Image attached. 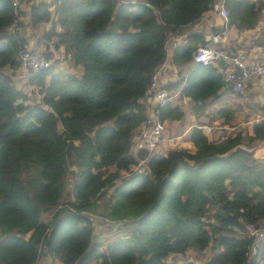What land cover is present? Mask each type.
<instances>
[{"label":"trees","instance_id":"obj_1","mask_svg":"<svg viewBox=\"0 0 264 264\" xmlns=\"http://www.w3.org/2000/svg\"><path fill=\"white\" fill-rule=\"evenodd\" d=\"M217 2L31 5V29L50 23L44 36L58 37L55 51L66 63L56 55L51 67L31 74L19 64L28 49L19 32L24 1L15 14L12 0H0V264H36L42 250L60 264H167L169 256L190 250H209L206 264L264 263V240L250 256L254 240L243 229L264 227V160L254 157L264 142V123L253 122L250 133L255 117L247 116L222 142L209 141L199 128L202 117L221 126L234 118L226 102V63L194 61L197 48L208 43L192 29ZM224 4L227 26L251 29L264 1ZM167 61L178 79L165 88L181 87L196 119L186 137L194 149L131 153L147 120L144 99L152 77ZM157 118L179 122L184 110L168 103L157 108ZM145 158L143 171L121 174ZM100 201L103 219L133 224L128 236L104 251L93 240L90 220Z\"/></svg>","mask_w":264,"mask_h":264},{"label":"built area","instance_id":"obj_2","mask_svg":"<svg viewBox=\"0 0 264 264\" xmlns=\"http://www.w3.org/2000/svg\"><path fill=\"white\" fill-rule=\"evenodd\" d=\"M22 0H12L14 12L17 14L18 7ZM225 0H219L217 3V11L220 18L225 24L228 23V12L224 4ZM20 21L16 19L14 25ZM48 27L50 23L47 24ZM41 28L40 37L45 35L46 30ZM9 31L14 32V28ZM58 43V37L52 36L42 37L40 45H36L24 51L20 58V68L30 71L31 74L39 73L53 65L55 52V45ZM203 52L209 53L206 60H201L199 57ZM194 61L202 65H209L215 61H222L226 63V69L223 74V81L231 88V93L234 95H243L246 87L253 84L256 80L264 79V59L247 60L241 53H228L222 49L210 47L207 44L199 46L194 54ZM182 97V88L179 87L173 91L158 87V73L152 77L150 89L148 90L144 102L149 105L151 114H148L147 120L143 126L138 130L137 134L132 139L131 153L145 152L147 155L157 154L161 146L165 144L175 145L182 137L167 138L165 134V123H162L157 118V108L164 107L168 103L175 102ZM259 121L264 123V115L260 117ZM202 134L212 142H222L226 140L230 133L235 129L233 125L213 126L203 125L199 127ZM160 155V154H158ZM148 158L139 160L136 164L131 165L127 172H122L124 176L143 171V168ZM125 173V174H124ZM244 231L254 240L251 247L250 256L257 254V249L262 240H264V227L255 228L252 225L244 224Z\"/></svg>","mask_w":264,"mask_h":264},{"label":"crops","instance_id":"obj_3","mask_svg":"<svg viewBox=\"0 0 264 264\" xmlns=\"http://www.w3.org/2000/svg\"><path fill=\"white\" fill-rule=\"evenodd\" d=\"M41 2H47V0H31L28 3H26L24 0V3L21 5L22 8L24 4H26V10L24 11L26 17L21 19L23 25L22 28L19 29V32L24 36L25 39L28 40V49L36 46L37 44L39 46L42 37H44V35L42 37H38L37 33H35L36 31H33L31 29L29 22V14H28V10L31 5H36ZM41 28H44V30H46L49 27L47 24H43L39 29ZM192 32L202 34L205 37V42L208 43L207 45L210 47L222 49L229 53H241L246 57L247 60L264 59V6L261 7L260 20L254 28L247 29L244 26H242L241 28L237 29L234 26H227V24H225L224 21L220 18L219 13L216 9L214 12L209 13L205 17H203L200 20V22H198L193 27ZM42 34L43 33H41V35ZM181 40L182 39H177L173 43L180 42ZM167 53L168 56H171L172 54L171 48L168 49ZM54 56H56V52H54L53 57ZM55 68L59 69L56 65ZM177 79H178L177 69L169 61H167L164 65H162V67L158 71V86L161 88L166 89L165 88L166 85L176 82ZM238 97H241L240 101L236 99ZM243 100H246L248 109L246 110L245 108H243L246 111L243 113L244 116L242 117V124L244 123L247 116H250V119H253L255 117V119L251 121L248 126V130L251 133L252 123L259 121L260 117L264 115L263 113L260 116L261 112H264V105L261 106L260 104H256L262 101L264 102L263 78L258 79L253 84L249 85L246 88L243 95H234L233 93H231V95H229V98L226 99V102L228 104H232V103L237 104V103H241ZM248 100L254 102V104L250 103V101ZM175 103H177L180 106V110L182 111L184 110V119L179 122H166L165 134L167 138H173V137H182V138L179 141H177L175 145L165 144L161 146L160 149L157 151V154L160 155H166L168 151L177 148L188 149L190 151H193L194 149L191 143L185 139L188 136L190 130L194 126H196V119L190 112V103L188 100L182 99V97L178 98L175 101ZM146 107H147V115L151 114L152 110L150 111L149 105H146ZM249 111L251 112L249 113ZM204 119H209V121L212 123L203 124ZM232 121L230 123L231 125H233ZM200 122L203 125L221 126L220 120L215 118L202 117L200 119ZM176 129L180 132V134L174 135ZM254 157L257 159L264 160V142L260 146H258V148L255 150ZM111 224H115V223H111ZM95 235L96 234L94 229L93 240ZM36 264H60V263L57 260H52L51 258H49L46 255L45 250H42V254L38 258Z\"/></svg>","mask_w":264,"mask_h":264},{"label":"rangeland","instance_id":"obj_4","mask_svg":"<svg viewBox=\"0 0 264 264\" xmlns=\"http://www.w3.org/2000/svg\"><path fill=\"white\" fill-rule=\"evenodd\" d=\"M24 1V0H23ZM22 10H26V4L22 7ZM26 17V14L23 15V18ZM41 29L36 31L38 37L41 35ZM56 52V51H55ZM58 57L62 61V64L64 63V60L61 58L63 55L60 54L59 52ZM57 66V65H56ZM58 67V66H57ZM26 73V72H25ZM24 73V74H25ZM245 98V97H243ZM37 99V97H36ZM237 100L240 101L241 97L236 98ZM250 101V100H248ZM250 103L254 104V102ZM256 104H260L261 106L264 105V102H259ZM234 110V118L232 121L233 125H238L242 124V117L244 116V112L248 109L247 108V103L246 100H243L241 103H232L230 104ZM245 108L246 110H244ZM211 120V119H210ZM212 122L209 121V119H204L203 124H211ZM166 129V128H165ZM180 132L176 129L174 132V135H178ZM186 139V138H185ZM125 174V173H124ZM68 186H67V197L71 198V181H68ZM107 194L109 191L106 192ZM103 211V206H102V201L98 202L96 204V210L95 213L90 215V220L94 226L95 229V236H94V242L97 244L101 245V249L104 251L107 249V247L110 245V243L113 241V239L117 237H126L129 235L130 231L133 229V224L130 222H126L123 224H111L110 222L106 221L103 219L100 214ZM210 215L207 216V221H210ZM211 256V252L209 250L205 252H198L195 250H190L184 255H171L167 258L166 262L167 264H182V263H191V264H206L207 259Z\"/></svg>","mask_w":264,"mask_h":264},{"label":"clouds","instance_id":"obj_5","mask_svg":"<svg viewBox=\"0 0 264 264\" xmlns=\"http://www.w3.org/2000/svg\"><path fill=\"white\" fill-rule=\"evenodd\" d=\"M209 57V53L203 52L202 55L199 57L201 60H206Z\"/></svg>","mask_w":264,"mask_h":264}]
</instances>
